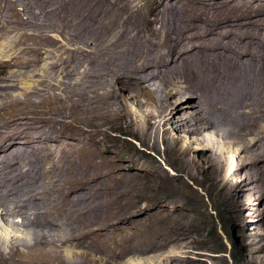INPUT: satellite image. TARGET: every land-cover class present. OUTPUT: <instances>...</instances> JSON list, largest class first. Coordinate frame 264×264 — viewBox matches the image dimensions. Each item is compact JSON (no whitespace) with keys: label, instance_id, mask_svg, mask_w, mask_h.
I'll return each instance as SVG.
<instances>
[{"label":"bare ground","instance_id":"obj_1","mask_svg":"<svg viewBox=\"0 0 264 264\" xmlns=\"http://www.w3.org/2000/svg\"><path fill=\"white\" fill-rule=\"evenodd\" d=\"M4 1L6 9L0 5V153L4 157L2 155L0 160L6 161V171H0L3 190L0 191L10 198L9 201L15 204L33 202L34 208H31L32 219L27 221L22 212L8 209L10 207L5 203L8 208L0 204V210L11 219L6 221L3 213L0 214L8 229L21 227V222L25 227L19 236H9L8 229L3 231L0 227V264H54L50 259L59 262L61 250L71 257L66 258L69 264H90L88 255L94 254L95 247L99 252L107 250L109 254L101 264H115L122 250L117 241L111 245L113 241L110 243L109 238L116 240L121 223L134 216L119 211L113 198L121 197L114 190L124 174L113 160L111 162L92 146L75 150L64 159L47 150L46 140L58 136L61 130L70 129L89 104L92 113H84L93 119L89 121L90 126L112 128V123L121 119L125 122V133L137 135L141 143L150 144L152 148L157 146L154 121L161 122L163 130L174 125L178 131H190L198 116L207 127L234 125L240 133L250 131L254 123L243 121L248 113L246 104L257 102L264 111V100L255 96L257 89H264V8L225 5L224 0H200L206 20L218 28L203 45L193 50L189 36L184 33L187 23L183 22L180 27V17L172 8L155 9L150 18L141 17L134 8L128 12L127 25L115 30L108 19L110 0ZM64 22L69 42L58 43L55 36L60 34ZM147 23L159 30L160 44L143 42ZM106 25L114 32V37H118L114 39V47L99 43ZM79 43H83L85 49ZM62 48L72 61L70 70L61 67V56L53 55ZM5 53L12 55L17 67L25 56L26 66L19 68V77L31 67L32 59L34 61L43 53V60L49 63L42 66L55 71L57 76L54 89L33 97V101L25 99L26 90L15 94L18 93L14 78L16 69ZM162 55L167 61L160 60ZM143 57L147 59V67L153 70L146 71L141 66ZM41 70L44 72L43 68ZM108 76L121 83L122 96L111 93L104 86ZM125 83H132L137 88L135 96L126 94L127 99L135 101L139 95L144 96L153 107L158 101H155V90L167 88L165 95L164 90H160L164 97L167 94L166 100L158 103L160 113L155 116L151 110H142L147 105L138 101L139 113H131L122 99ZM89 85L92 87L88 88ZM186 97L187 101L194 99L184 105L190 111L195 108L192 117H185V109L178 107ZM20 103H28V107L20 109ZM229 109L237 112L230 120L232 124L227 120ZM180 111L183 119L176 116ZM49 122L50 128L47 127ZM260 126L263 130L259 131V137L264 140V124ZM98 135L101 134L94 137V142H98ZM106 162L113 166V172L108 170ZM59 164L62 168L57 169H63L61 184L47 194L53 180H59L51 171ZM180 166L184 176L197 177L198 171L192 160H182ZM56 193L60 202L56 200ZM125 196L132 201L127 193ZM41 206L46 208V214L38 213L39 210L42 212ZM64 209L69 217L61 227L55 222H59L57 215ZM92 210L95 214L86 221L85 215ZM82 229L83 232L76 235ZM94 230L100 233L99 238H90ZM110 232L116 234L113 236ZM36 248L40 249L39 253L31 254Z\"/></svg>","mask_w":264,"mask_h":264},{"label":"rangeland","instance_id":"obj_2","mask_svg":"<svg viewBox=\"0 0 264 264\" xmlns=\"http://www.w3.org/2000/svg\"><path fill=\"white\" fill-rule=\"evenodd\" d=\"M3 1L0 0V5H4V9H6V1ZM199 1L110 0L108 19L112 27L118 30L120 26L127 25L128 12L134 8L138 9V14L144 18H150L155 9L172 8L180 17L178 19L179 26L182 27L183 22L187 23L184 33L189 36L194 50L203 45L205 40L209 39V36L215 33L218 28L212 21L206 20L205 13L202 11L203 6ZM224 1L225 5L264 8V0ZM19 10H22V7ZM67 27L69 28L68 25ZM67 35L65 23L60 29V34L55 36L56 41L68 43ZM115 38L118 37H114V32L106 25L99 36V43L101 45L110 44L114 47ZM143 42L156 44L162 42L159 30L151 23H147L144 28ZM78 45L84 48L83 43ZM9 53L11 52L9 51ZM53 55L63 58L61 67L64 70L72 68V61L65 48ZM43 58L44 54L41 53L39 58L34 61L32 59L31 67L22 77H19V68L26 66L25 56L19 62L18 67L12 61L11 54L6 56L7 60H11L12 67L16 69L14 78L19 90L17 89L18 93L15 94L19 95L21 91L26 90L28 94L25 99L33 101V97L43 93L48 94L54 89L57 76L55 71L42 66L43 63H49ZM160 60L165 62L167 58L162 55ZM141 66L145 67L146 71L153 70L147 67V59L144 57ZM41 68L44 69V72ZM90 83L92 84L91 81ZM104 86H107L111 93L122 96L121 83L115 77L108 76ZM89 87L91 88L92 85ZM160 90H164L162 92L164 95L167 93V88L158 87L155 90V101L158 100L156 108L150 105L151 102L144 96L139 95L135 101L127 99L126 94L135 96L137 93V88L132 83L124 84L123 92L125 94L122 99L131 113H139L136 105L138 101V103L147 105L146 109L142 110H151L156 116L160 113L158 103H163L167 97V94L164 97ZM255 96L264 100V89L263 91L257 89ZM193 100L190 98L187 101L186 97L178 104L181 110L185 109L187 112L185 117L193 116L192 112L195 108L190 111L191 109L184 106L185 102H193ZM65 104L69 105L67 101ZM18 107L25 109L28 107V103H20ZM246 107L248 113L244 116L243 121L254 123V127L250 131L245 130L241 133L237 128L234 129V125L226 126L229 130L219 125L216 128L207 127L202 125L204 120L200 122L198 116L190 131H178L174 125H168L167 129L163 130L162 123L154 121L155 129L157 128V146L152 148L150 144L141 143L137 135L125 133V122L121 119L113 122L112 128L108 125L90 126L89 121L93 119L88 118L84 113L85 111L92 113V105L89 104L77 116V120L70 129L61 130L62 134L60 132L58 136L48 138L45 146L55 156L64 159L68 158L75 150L92 146L95 151L102 153L111 162L113 160V164L119 167L120 173L124 174H121L118 187L114 190L121 197L113 198L119 211L125 214L132 213L134 216L127 222L121 223V230L118 232L116 240L109 238L110 243L113 241L111 245L117 241L116 243L120 244L122 250V254L115 264H264V140L259 137V131L263 130L260 125L264 124V111H262L263 106L257 102H249ZM236 114L234 109L228 110L227 120L230 124H232L231 119L237 116ZM176 116L184 118L181 111ZM50 125L49 122L47 127L50 128ZM97 134L101 135L97 136L98 142H94L93 139ZM208 136L211 140L207 139ZM2 155L4 157V154L0 153V159ZM182 160H192L196 165L198 174L195 179L183 175V169L180 166ZM22 163L20 166L23 165ZM106 163L108 170L113 172V166ZM0 164V171H6V161L0 160ZM57 168L62 167L59 164V166L52 167L51 171L59 180H53L54 183L46 190L47 194L61 184L63 169L59 171ZM0 190L3 191L1 187ZM1 191V205L22 212V217L28 219L27 221L32 219L33 202L15 204L9 201L10 198ZM126 193L132 198V201L126 199ZM55 195L56 200L60 202L59 194ZM42 207V212L39 210L38 213L46 214L44 211L46 208ZM64 210L58 213V218L55 217L59 220L55 223L61 227L69 217L68 208L67 212ZM1 213L6 221L11 220L5 211L0 210ZM94 214L95 211H89L85 215V220L87 221ZM17 220L21 222V219ZM72 222L75 226L76 220L73 219ZM20 225L21 227L17 226L18 228L10 230L7 228V224L0 219L1 229L3 231L8 229L9 233L7 231L6 233L9 236H19L23 233L25 227L22 226V222ZM93 228L95 226L90 230ZM83 230L76 232V235L82 233ZM99 234L94 230L90 233V238H99ZM111 234L114 236L116 233ZM104 240L107 242L108 238L104 237ZM36 249H34L36 252L31 254H38L40 249ZM95 250H97L96 247L93 250L94 254L88 255L90 264H101V261L108 258L107 250L101 252ZM59 255L61 258L59 262L50 260L54 264H69L66 258L71 257L62 250L59 251Z\"/></svg>","mask_w":264,"mask_h":264},{"label":"trees","instance_id":"obj_3","mask_svg":"<svg viewBox=\"0 0 264 264\" xmlns=\"http://www.w3.org/2000/svg\"><path fill=\"white\" fill-rule=\"evenodd\" d=\"M231 241V240H230ZM232 243V242H231ZM233 245V244H232Z\"/></svg>","mask_w":264,"mask_h":264}]
</instances>
